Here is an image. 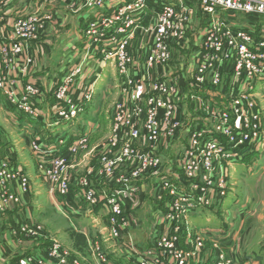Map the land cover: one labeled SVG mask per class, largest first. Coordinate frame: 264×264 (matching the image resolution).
I'll list each match as a JSON object with an SVG mask.
<instances>
[{"label":"rangeland","instance_id":"obj_1","mask_svg":"<svg viewBox=\"0 0 264 264\" xmlns=\"http://www.w3.org/2000/svg\"><path fill=\"white\" fill-rule=\"evenodd\" d=\"M90 2L0 0V167L6 166L7 188L19 200L5 213L29 217L1 228L0 242L9 229L35 223L42 237L11 241L17 256L25 248L38 251L33 261L40 264H57L47 255L53 244L66 255L59 264H264V70L211 69L210 60L200 59L197 96L189 80L203 19L189 25L188 45L165 43L169 57L158 67L149 60L154 22L132 27L126 70H158L157 81L183 76L188 86L182 97L189 98L178 101L174 119L184 118L178 139L161 137L152 147L142 131L131 146L149 160L147 170L141 180L114 183L144 160L125 152L129 141L114 148L115 137L126 135H116L115 106L131 87L121 84L116 59L103 61L122 36L102 42L111 29L88 35L90 21L78 23L86 8L95 10L93 20L105 12V0L102 7ZM20 22L33 33L17 36ZM68 102L76 113L65 121L58 108L69 112ZM139 108L149 107L144 101ZM169 130L166 125L160 134ZM192 131L200 132L198 146ZM106 153L112 181L106 180Z\"/></svg>","mask_w":264,"mask_h":264},{"label":"built area","instance_id":"obj_2","mask_svg":"<svg viewBox=\"0 0 264 264\" xmlns=\"http://www.w3.org/2000/svg\"><path fill=\"white\" fill-rule=\"evenodd\" d=\"M88 7H102V0L101 2L91 0ZM148 13L151 14V20L154 22L153 32L155 36V43L150 49L149 60L154 59L156 67L161 62L167 61L169 57L168 48L170 45L167 46L165 43L180 46V48H183L186 44L188 45V38L191 40L193 37L188 34L189 25H191L194 18L200 16L203 19V33L201 37L200 35L196 37L202 43L199 42V45H196L193 57L195 69L191 80H189V89L197 96L200 95V59L202 64H207V61L210 60L211 69L217 64L219 65L218 69L221 70H264V0H158L157 4L146 0H130L115 9L109 16L101 14L99 20L91 21L88 35H95L99 29L106 30V28L111 29L110 31L114 33L110 38L101 35L102 42L122 36L120 42H118V45H120L118 49L103 59L104 62L110 58L116 59L117 67L120 69L121 84L126 88L131 87L128 98L119 101L115 106L116 135L119 131L121 136L124 135V132H126V135L125 138L118 139L115 137L113 140L114 148L116 150L119 148V141H129L126 144L125 152L132 154L134 157L137 156L136 159L139 163L144 160L143 164L136 166L134 169L131 168L133 172L121 173L113 180V177L108 175L110 169L107 164L108 153L104 154L102 159L103 165L105 163L106 166V180H113L114 183L124 184L141 180L147 170L144 163L149 160L140 157L143 156V152L131 146L141 135L145 136V133H147L148 142H151L149 146L153 144L152 147L158 145L161 137L167 138L169 142L178 139L177 133L182 131V121H184L183 116H178L177 120L174 119L175 114H178V101L188 100L189 98L187 93L182 97L184 95L182 90L187 91L188 86L183 76L173 78L171 73L169 74L171 79H168V81H157V79H154V73L149 74L148 70H126L130 62V55L126 50L124 51V46L127 40L132 38V27L141 26V18ZM117 24L120 25L117 26ZM116 28L117 33L115 34ZM129 28L131 29L127 32ZM15 31L17 36L24 38L31 35L34 30L32 26L20 22L16 25ZM14 49L19 52L18 44H14ZM4 55L7 56V54ZM205 67V65H201V70H204ZM131 73H133L132 77L130 76ZM252 73L254 72H249V75ZM146 90H149L148 95H146ZM62 97L64 95L59 98ZM144 101L149 107L147 112L139 108V104ZM69 105H71L69 112L62 110L60 107L58 108L60 119L69 121L68 118L74 117L76 110L73 105L75 104L68 102L67 107ZM161 123L163 125L159 127ZM166 125L170 128L167 135L160 134ZM190 138L195 140L196 146H198L200 132L192 131ZM150 160L153 163L152 167L157 168L158 160L154 156ZM118 161L120 160L118 159ZM123 166L124 164L120 165V167ZM97 175L99 176L97 179L102 177L103 172L101 169ZM9 179L10 176L6 166L3 165L0 167V188L2 189V192L0 191V215L5 214L8 204L18 203L19 201L17 196L11 194L10 189L7 188ZM23 186H25L24 183ZM8 232L11 239L42 237V230L35 223H23L9 229ZM61 253V247L53 244L49 247L47 255L59 264L60 260L66 256L61 255ZM33 259L40 258L23 254L16 258L15 264H40L34 262ZM61 261L64 263L63 260ZM101 262L102 264H108L104 259ZM140 264L143 263L140 262Z\"/></svg>","mask_w":264,"mask_h":264},{"label":"crops","instance_id":"obj_3","mask_svg":"<svg viewBox=\"0 0 264 264\" xmlns=\"http://www.w3.org/2000/svg\"><path fill=\"white\" fill-rule=\"evenodd\" d=\"M106 3H105V7L106 9L102 10L101 12H104L103 14L109 16L111 13H113V11L121 6H123L124 4L128 3L130 0H105ZM147 2H151V3H154V4H157L158 0H146ZM124 3V4H123ZM83 14H81L80 16L77 17V20H78V23H83L84 20L85 22H91L93 21V19H91V14L95 15V10H92V9H84L83 11ZM144 16V15H143ZM142 16V17H143ZM152 17H151V14L148 13V14H145V16L143 18H141L140 20V23L141 25L145 24L146 21L147 22H152L153 20H151ZM79 25V24H78ZM120 24H117V26H119ZM119 37V36H118ZM117 37V39L119 40V38ZM85 42H82V44H84ZM85 45V44H84ZM72 46V45H71ZM70 44H69V47H71ZM68 47V48H69ZM73 47V46H72ZM71 47V49H72ZM72 53V52H71ZM70 53V54H71ZM104 66V65H103ZM101 67V66H100ZM44 68V67H43ZM39 70V69H38ZM94 72L96 74L102 72V68L101 70H94ZM157 73H159L158 71H156ZM152 73H155L154 71H152ZM156 73V74H157ZM97 81V78L94 79V82ZM99 83H103L104 82V78H100V81H98ZM4 133V132H3ZM4 218V221L0 223V229L4 228L6 229V227H11L13 224L12 223H16L15 220H27L29 219V217L22 213H17V214H13L12 212H8V213H5L2 215ZM22 218H21V217ZM25 216V217H24ZM12 224V225H11ZM1 233V232H0ZM2 235H0L1 237ZM7 238H5L3 241L0 242V264H12V262L14 263V260L16 259V257H18L16 254L17 252H19L17 250V248L15 249L14 245L12 244V239L10 238V236H8V233L6 234ZM41 247V246H40ZM39 250V249H38ZM26 251V253H25ZM30 250H28L29 252ZM40 251V250H39ZM24 252L23 254L26 255V256H30L31 254L36 257L37 255H39V252L34 250V248H32V250L30 251V254H28L26 248L25 250L23 249ZM22 255V254H21Z\"/></svg>","mask_w":264,"mask_h":264}]
</instances>
